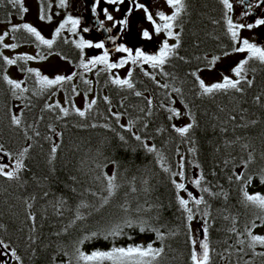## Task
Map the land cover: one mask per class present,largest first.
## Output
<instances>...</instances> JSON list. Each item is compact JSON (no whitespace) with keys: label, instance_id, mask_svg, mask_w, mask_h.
I'll use <instances>...</instances> for the list:
<instances>
[{"label":"trees","instance_id":"16d2710c","mask_svg":"<svg viewBox=\"0 0 264 264\" xmlns=\"http://www.w3.org/2000/svg\"><path fill=\"white\" fill-rule=\"evenodd\" d=\"M35 1L39 8L43 3L48 15L52 16L50 22L43 21L45 24L58 20L61 23L66 18V7L61 8L59 0ZM186 4V11L177 21L179 26L174 29L180 33L178 56L171 57L163 66V71L169 75L147 64L135 66L131 71L133 89L113 84L111 81L116 76L111 70L80 67L81 52L73 43L78 41L77 32L73 34L69 30L71 25L55 38L51 49L45 45L38 47L39 42L34 37L23 30L13 33L10 28L12 43L18 45L16 49L29 47L45 57L58 56L77 74L72 81L41 92L37 78L26 71L32 68V60H18L15 65H8L0 57V144L5 150L0 152V164L15 165L20 151L29 149L24 157L25 168L17 179L0 176V225H3L0 240L8 245V250L16 251L20 257L19 261L15 259L18 264H66L77 246L87 252L95 248L108 250L113 243L111 238L104 240L101 236L83 245L78 241L93 231L101 232L122 223L126 216L148 220L165 234V240L156 241L154 245L165 247L159 264H191L192 245L186 213L179 209L172 184L173 179L180 182L173 173L180 171L181 157L185 172L182 182L186 188L203 174L205 179L201 187L227 193V198L223 195L212 197L196 188L198 197L204 195L211 206L212 264H245V261L264 264V257L258 255L264 252V246L257 244L255 249L249 248L248 237L244 234L245 227H251L253 221L262 223L256 219L259 210L244 201L243 182L234 178V173L241 171L252 175L253 184L247 190L250 194H264V185L260 184L258 175L264 168V65L250 61L247 78L253 83L251 87L243 83V92L229 90L200 95L191 73L199 70L201 77L202 72L211 70L214 65H209L208 60L213 56L224 58L222 53L231 51L232 42L227 33L226 9L220 0H186ZM18 8L8 0H0V26H10L14 19L22 18L24 13ZM8 49L0 45L4 56H8ZM252 68L255 72L250 70ZM13 69L22 76L21 87L28 89L22 94L19 90L13 94V89L3 79L5 75L13 79ZM145 71L150 75H144ZM85 80L91 83L85 84ZM165 83L168 88L161 87ZM174 87L180 88L181 93L173 92ZM136 91L143 95L136 96ZM79 95L93 96L92 100L96 101L91 109H87L89 102L84 106V117L76 114L73 108H78ZM257 96L261 97L259 102ZM59 98L63 102H59ZM146 98L152 100L150 115ZM57 103L67 108L69 114L65 116L54 107ZM170 107L184 112L182 125L180 117L168 119ZM189 111L195 117V125L182 137L172 126L183 127L190 123ZM114 113L120 114L119 122ZM13 115L21 119L19 126L12 124ZM130 120L134 122L131 132L121 127L127 126ZM135 135L141 136L148 146H155L157 152H148ZM120 136L125 139L122 141ZM244 144L249 145L248 149L242 147ZM53 145L59 147L55 159L49 163ZM193 148L195 152L190 151ZM249 152L254 159L245 169L241 161L247 159ZM161 163L169 171H164ZM113 173H116L119 188L109 203L99 208L100 195L107 194L103 191L106 185L103 176ZM121 205H126L129 211L125 213ZM189 206L195 210L191 202ZM77 212L84 219L76 220ZM200 219L197 214L193 221ZM193 221L190 226L194 237ZM233 226L236 231H229ZM251 230L254 234H264V227ZM124 231L134 240L127 236L117 237L114 240L117 246L155 240V233L138 234V229L129 228ZM239 240L244 244L238 243ZM65 252L69 255L65 256Z\"/></svg>","mask_w":264,"mask_h":264},{"label":"snow or ice","instance_id":"6c2138e0","mask_svg":"<svg viewBox=\"0 0 264 264\" xmlns=\"http://www.w3.org/2000/svg\"><path fill=\"white\" fill-rule=\"evenodd\" d=\"M8 2L13 6H19L18 10L21 13H27L28 8L24 6V0H8ZM109 4H120L123 3V0H107ZM131 2L135 5L137 9H143V11L146 14V19L151 22L153 26L154 33L156 35H160L163 33L165 35V39L161 41V43L158 46V51H156L154 54H149L139 48L135 50V54L133 55V50L125 47L123 44L118 45L115 48L116 52L120 53H127L128 56L126 59L119 60L118 63L116 62H110L109 60V51L105 48V44L103 41L93 43L90 40H86L83 36H80L78 41H73L76 48L80 49L81 52V62L80 67H83L86 70H91L90 66L92 68L96 67L97 65H103L102 70H112L117 68H123L126 64L131 61L132 64H147L150 65L153 69H160L163 75L168 76L169 73L163 71V66L169 62L170 58L173 56H178L177 49L180 47V33L177 31H174L175 28H177L179 25L177 24V21L181 17L182 13H184L187 9L186 0H166V4L172 9L171 14H165L164 11H157L155 13V16L159 18V21H162V23H158L156 19H154L153 13L149 11V8L141 3H137L136 0H131ZM220 2L223 4L224 8L226 9L225 12V21L227 25V33L229 34L230 40H231V51H224L222 55L224 57H227L233 53L238 54H246L244 58L240 59L238 62L235 63V65L231 68V72L233 73V76L224 75L222 77L221 81L212 83V84H206V82L198 75V71H193L191 75L195 77V82L200 89V95H212L217 92H228L229 90H234L235 92H243L244 89L242 87L243 83H246L249 87L252 86L253 81L251 79H248V71L249 68L247 67L250 63V61L258 62L260 65H264V46L258 45L257 43L250 42V40L246 37L241 36V31L244 29L251 30L253 28H256L258 26L264 25V18H258L255 19L254 23H238L234 22L233 18L228 15V13L233 11V4L230 2V0H220ZM237 2L244 6V11L242 12V16H247L251 13V9L253 7L259 8L262 5H264V0H257L256 4L253 5L250 0H237ZM60 7H66V0H59ZM50 7V6H49ZM119 10V9H117ZM96 9L93 8V12H95ZM132 9L130 8L128 10V13H126L125 18L121 19L119 21H116L117 24L122 26H127L128 19L127 16L131 14ZM105 14L107 13V10H104ZM38 18L40 21H51L52 16L48 15L45 6L43 3H41L39 8V15ZM114 18L111 15H107V20L111 21ZM81 21L80 19L73 18L71 15H68L63 22L59 24L58 27L54 30V35L52 39H46L44 35L41 34V31H39L35 26H33L31 23H22L20 25H13L11 28V32L15 33L17 31L23 30L25 33L29 34L30 36L34 37L36 41H38V47L39 45H45L47 48L51 49L53 44L55 43V38L59 37L61 35V32L66 28V26L71 25V28L69 29L73 34H76L77 28L80 25ZM100 26L103 27V22H100ZM84 32H88V28L83 29ZM106 32H111V28L104 29ZM9 35L8 31L3 32V34H0V45H2L3 48H11L16 49L18 47L17 44H7L4 43L5 37ZM142 36L146 40L152 39V34L147 29H144L142 31ZM15 38V37H14ZM107 39L112 40L115 42V37L108 36ZM169 40H174L175 43H169ZM67 42V41H65ZM84 49H104L102 55H96L93 56L91 59L87 60V62L83 59V53ZM0 57L3 58V61L8 65H15L18 60L23 61H31L39 59H46V57L41 54L37 53V55H19L16 57V59H10L8 56H4L3 52L0 51ZM180 59H184V57H179ZM207 59V57L205 58ZM221 59V56H213L210 60H208L209 65H215L217 61ZM252 72H255V68L250 69ZM26 71L30 74H33L37 78V83L40 86V91H44L48 88L53 87L54 85H62L63 83L72 81L73 77L77 75L75 72L71 75L64 76V75H57L54 79H50L46 75H42L41 72L34 68H27ZM144 75L148 76L150 75L148 72H144ZM132 72H128V78H120L116 77L112 79V83L115 85H118L120 87H127L128 89H133L134 84L131 80ZM153 80H155V76L152 75L151 77ZM3 79L7 82L9 86L13 89V94H15L16 90H19L21 94L23 92H26L28 89L22 88L21 85L23 84V81L15 80L9 78V76L5 75ZM85 84H90L91 81L85 80ZM163 88H168L169 85L167 83L161 85ZM72 91L75 92V86H73ZM173 92H176L177 94L181 93V89L178 87L172 88ZM136 96H142L143 94L139 91L135 92ZM19 98V97H18ZM108 98L105 97V100ZM147 99V98H146ZM257 102L261 100L260 96L256 97ZM183 103V101H181ZM96 103L95 100H91L90 103L87 104V109H91L92 105ZM175 103V101H173ZM147 104L149 106V112L148 114H151V106H152V100L147 99ZM46 107H53V105H46ZM54 107L59 108L60 111L66 116L69 114V110L67 108H63L60 106L59 103L55 104ZM185 108H187V104L184 105ZM74 111L76 114H78L81 117H84L86 112L85 110H81L80 108H77L73 106ZM143 111V109H141ZM167 111L171 113V115L168 117L169 120H171L173 117H180L181 112L176 108H168ZM116 117L117 122H119L120 114L114 113L113 114ZM189 116V119L191 120L190 123L183 127H177L176 125H173L172 127L174 130L179 133L180 136H185L190 132V130L195 125V117L194 115L189 111L187 113ZM232 119H235V117H232ZM12 124L19 126L21 124V119L13 115L11 117ZM252 123H255V121H252ZM134 125L133 121H129L128 125H121V127H126V130L131 132L132 127ZM93 127H96L95 124L92 125ZM107 127V125H105ZM39 135V133H37ZM134 138L137 141H140L143 146L147 149L148 152H157V149L155 146H148L145 144L139 135H135ZM29 139H31L29 137ZM120 139L123 141L125 138L124 136H120ZM59 145H53L51 149V157L49 159V163H52V160L55 159V153L57 151V148ZM244 149H248L249 145L244 144L242 145ZM28 148H24L19 153V158L15 162L14 169L12 170H6L8 168V165L6 164H0V176H4L9 180L17 179L19 172L25 168L24 164V157L26 156L28 152ZM4 146L0 144V152H4ZM190 151L195 152V149H190ZM5 155L11 156L10 153H5ZM159 155V153H157ZM253 154L251 152L248 153L247 159H242L241 163L243 164V167L246 169L248 168L249 164L253 162ZM161 162L163 161V157L160 156ZM227 164L228 161H225ZM161 166L164 167L163 163H161ZM178 167L180 171L177 173H173V175L178 176L180 180H183L185 177L184 172V163H183V157H181V161L178 164ZM197 168H199V165H196ZM164 171H169L167 167H164ZM215 173H213L214 175ZM259 181L260 184L264 185V168L260 169L259 172ZM234 178L236 181H242V187L241 192L243 195L244 201L254 206L256 209L259 210V213L256 216L257 220H260L262 223L257 224L255 221L251 223V227L246 226L244 230V234L248 237V247L251 249H255L256 245H262L264 246V234H254L251 229L258 228V227H264V194H261L260 192H256L254 194H250L247 190L249 186L253 184V176L241 171L239 174L234 173ZM97 179H100V177H97ZM205 179L203 174L199 176V178L194 179L192 183L196 186V188L200 189L202 193H206L209 196L212 197H218L223 195L225 198H227V193L225 192H213L209 187H201V182ZM233 177H229V180H232ZM103 180L106 181V185L103 189L104 192H106V195H100V206L99 208H103L105 205H107L111 199L112 196L115 195L116 191L119 188V185L116 183L117 176L116 173H113L112 175L105 174L103 176ZM172 184L174 185L176 189V201L179 205V209H181L184 213H186V221L188 222V228H189V239L191 241V252H190V260L191 264H212V252L213 249L210 248L209 244V230L211 228V223L209 220V217L211 216V213L209 211L210 205L208 204V201L205 199L204 195H199L197 197L194 195L191 191H188L186 188V185L182 182H177V180L173 179ZM135 191V189H132ZM181 192L187 193V198L180 195ZM47 195V193H45ZM93 195H97V193H93ZM190 202L195 206V210L193 207H190ZM201 205L204 207L201 209ZM83 207H88V205L82 204ZM31 207V205H29ZM99 208L96 210L99 211ZM122 210L127 213L129 211L128 207L126 205H121ZM137 211L139 212L140 209L138 208ZM199 214L202 219L201 229L203 233L202 239L194 238L191 233L192 229L190 226L191 221H193L194 217ZM34 219V217H32ZM76 220H82L84 219L83 215L77 212ZM225 219H228V217H225ZM233 219V224H235V218ZM75 223V221H73ZM3 225H0V228H2ZM129 228L136 230L138 229V234H145V233H155V240H152L147 243H131L127 246H117L114 243L115 238L120 236H127L129 240H134L133 236L128 235L124 229ZM229 231L235 232L236 228L233 226ZM104 240H109L110 238L113 240L112 246L108 250H102L100 248H95L94 250L87 252L81 250L79 246L75 248V253L73 256H71L66 264H73V261H75V264H105V262H110V264H159L160 260L163 258L165 254V247L164 246H154L156 241L163 242L165 240V234L158 228L153 226L149 223L148 220L145 219H132L131 217H124L122 218V223H117L105 230H102L101 232L93 231L89 235H85L81 240L78 241L79 245H83L85 242H91L94 239H97L101 237ZM31 239V238H30ZM238 243L244 244L243 240H239ZM0 246H3V248L7 249L8 245L4 243L3 240H0ZM243 249H241L242 251ZM11 255L17 260H20V257L17 256L16 251L13 249L11 252ZM69 254L65 252V256H68ZM258 255L264 257V252L258 253ZM55 259V258H53ZM245 264H249L248 261H245Z\"/></svg>","mask_w":264,"mask_h":264},{"label":"rangeland","instance_id":"374dc122","mask_svg":"<svg viewBox=\"0 0 264 264\" xmlns=\"http://www.w3.org/2000/svg\"><path fill=\"white\" fill-rule=\"evenodd\" d=\"M127 2V3H126ZM137 3H141L146 5L149 8V11L153 13L154 19L157 20L158 23H162L159 21V18L155 16L157 11H164L165 14H171L172 9L166 4V0H136ZM233 4V11L231 17L234 22L238 23H254L255 19L264 18V5L259 8L253 7L258 14L255 17L250 13L247 16H242L243 6L240 5L237 0H230ZM257 0H254V5ZM107 0L102 2L100 5V11L107 10V13L103 15L105 20L107 19V15H111L114 19L112 21L116 22L125 18L126 13L131 8V14L127 16L128 24L127 26H120V33L115 37V42H111V44L105 43L104 37L99 34L97 30L94 29L93 18L91 17V8L89 7L90 2L86 0H66V13L65 16L71 15L73 18L80 19L81 23L77 28L76 39L79 40L80 36H83L86 40H90L93 43L103 41L105 44V48L109 51V60L110 62L118 63L121 59H126L127 53L116 52L115 48L123 44L125 47H128L133 50V55L135 54V50L137 48L149 53L154 54L158 51V46L163 39H165V35L161 33L160 35H156L153 30V26L151 22L146 19V14L143 9H137L135 5L131 2V0L123 1L124 7L116 6V4H110L108 6ZM24 6L28 8V12L24 13L22 18L14 19L10 26H0V34L8 31L10 34V28L13 25H20L22 23H31L35 26L41 34L45 36L46 39H52L54 35V30L59 26V20L56 22H52V24H45L43 21H40L38 18L39 15V7L35 0H24ZM119 9V10H117ZM105 13V12H104ZM65 18V17H64ZM102 18V19H103ZM88 28V32H84L83 29ZM147 29L150 34H152L151 40H146L142 36V31ZM241 36L246 37L250 40V42L257 43L258 45L264 46V25L258 26L251 30L244 29L241 31ZM7 44H13L10 38V35L6 38ZM169 43H174V40H169ZM104 49H86L85 51V62L91 59L93 56L102 55ZM38 50L34 48H22V49H8V56L10 58H14L19 55H37ZM246 54H238L233 53L227 57H224L216 62L211 70L204 71L201 74V78L206 82V84H212L222 80L224 75L233 76L231 72V68L238 62L240 59L244 58ZM31 66L34 69H37L41 72L42 75L48 76L50 79H54L57 75L68 76L73 73V68L71 65L62 60L58 56H47L46 59H39L31 61ZM146 66V64L138 63L132 64L129 61L123 68L112 69L111 71L115 74V76L120 78H128V72L132 71L135 66ZM91 67V66H90ZM96 67H104L103 65H97ZM94 67V68H96ZM93 68V69H94ZM11 76L15 80H22V76L17 72L16 69L11 71ZM93 99V96L85 97L79 95L76 99V105L81 110L84 106ZM59 102H63L62 98H59ZM180 123L181 125L185 122L184 112L180 110ZM1 161V159H0ZM6 164V163H5ZM7 165V164H6ZM11 167L8 166L6 170H12ZM182 182V180H180ZM183 183V182H182ZM187 190L191 191L194 195L198 197V192L196 186L194 184L188 185ZM182 196L187 198V193L182 192ZM202 220H195L192 223L194 238L202 239L203 233L201 229ZM0 264H18L15 258L11 255V251L5 249L0 246Z\"/></svg>","mask_w":264,"mask_h":264},{"label":"flooded vegetation","instance_id":"af4514ba","mask_svg":"<svg viewBox=\"0 0 264 264\" xmlns=\"http://www.w3.org/2000/svg\"><path fill=\"white\" fill-rule=\"evenodd\" d=\"M106 0H94L93 2H90V5L89 7L91 8V17L93 18V24H94V29L97 30L99 32V34L101 33V29L104 27L105 29L106 28H111L112 31L109 33V32H106L107 33V37L108 36H112V37H116L119 33H120V26L122 25H119L117 24L116 22L114 21H109V20H105V18H103V15L105 14L104 13V10H102V12L100 11V5L102 2H105ZM125 1V0H123ZM250 2L254 5V0H250ZM127 3V2H126ZM108 6H110V4H108ZM116 6H121V7H124L123 4H116L114 7ZM93 8L96 9L95 12H93ZM243 10H244V6H243ZM251 14L253 17L256 16L257 11H255V9H251ZM103 18V19H102ZM100 22H103V27L100 26ZM102 35V33H101ZM112 40H109V39H105V43L107 44H111Z\"/></svg>","mask_w":264,"mask_h":264},{"label":"water","instance_id":"95a60500","mask_svg":"<svg viewBox=\"0 0 264 264\" xmlns=\"http://www.w3.org/2000/svg\"><path fill=\"white\" fill-rule=\"evenodd\" d=\"M87 2H93L94 0H86ZM104 27L101 29V33H102V35L104 36V37H107V33H106V31H104Z\"/></svg>","mask_w":264,"mask_h":264}]
</instances>
